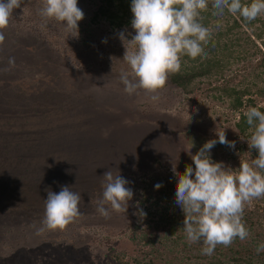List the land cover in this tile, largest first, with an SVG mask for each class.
Returning <instances> with one entry per match:
<instances>
[{"label":"trees","instance_id":"16d2710c","mask_svg":"<svg viewBox=\"0 0 264 264\" xmlns=\"http://www.w3.org/2000/svg\"><path fill=\"white\" fill-rule=\"evenodd\" d=\"M10 3L15 4L0 0V10ZM261 3L51 0L56 10L47 17L54 21L50 30L45 27L43 37L27 42L35 52L50 48L46 35L57 42L62 35L48 32L62 23L73 35L80 25H104L108 30L151 27L166 43L181 36L150 61L126 60L124 72L119 62L126 56L113 39L111 47L101 49L102 60L88 57V63L74 64L95 70V76L73 78L104 100L105 114L91 116L87 136L56 127L49 114L55 112L51 100L58 92L50 86L31 88L43 81L33 65L35 56L19 54L26 44L18 45V39L28 36L19 34L17 25H6L0 14V115H8L0 116V264L4 259L41 264L24 257L33 236L30 225L48 223L47 215L57 219L58 211L75 208L90 195L101 196L116 176L126 173L135 180L126 185L130 190H122V200L130 194L131 203L117 209L98 205L100 213L92 212L96 222L123 234L129 230V251L116 253L112 264H264V108L254 99L264 98V20L256 10ZM50 56L53 65L66 67L62 60L68 57ZM105 72L111 78L101 75ZM8 83L16 88L13 98L21 101L32 90L42 92V98L7 109L13 87ZM180 96L224 103L237 114L230 133L245 140V146L226 152L205 131L191 134L177 117L158 113L170 104L160 98ZM128 100L132 107L122 112ZM114 109L126 116L111 115ZM146 112L158 116L142 115ZM84 150L88 166L80 164ZM174 165H180L178 170ZM195 167L209 171L207 177L193 172Z\"/></svg>","mask_w":264,"mask_h":264},{"label":"rangeland","instance_id":"374dc122","mask_svg":"<svg viewBox=\"0 0 264 264\" xmlns=\"http://www.w3.org/2000/svg\"><path fill=\"white\" fill-rule=\"evenodd\" d=\"M12 1L15 3L14 5L12 3L7 4L0 10L1 19L6 21V25H17L18 30H20V32H17L28 36H20L22 38L18 39L17 44L26 45L23 46V49L20 48L19 50L18 48V51L19 54L24 57L28 55L35 56L36 59H34L33 65L36 71L40 72L39 77L43 81L32 85L31 88H45L46 86L56 88L55 91L58 92V95L54 96L51 100V105L54 107L55 112H52L49 116L55 121L58 129L61 127L75 128L73 129L75 130L74 135L87 136L88 130L90 129L89 120L91 116H103V114H105L102 96L99 97L95 91L89 88L90 86L88 87V84L76 83L73 78L74 75L84 78L95 76V70H86V66H83L85 68L77 69L74 67V64L78 65L85 60L86 63H88L91 59H86L88 57H93L97 59V61L102 60L103 55H101V49L105 50L106 47H111L109 44L113 42L111 40L113 39L114 43L117 42L118 47L121 48L126 56L123 61L119 62V69L124 72V70L127 69L124 63L126 60L134 58L135 61L137 59L142 61L145 60L146 62L150 61L155 55L159 56L158 51L163 50L170 43L173 45L178 44L181 39V36H178L174 42L166 43L164 36L154 32L151 27L146 29L125 27L119 30H108L104 25H97L95 27L80 25L79 28L73 31V35L70 32L72 28H70L68 24L62 23V28L58 27L55 32L53 29L51 33L50 31L48 32L51 36L62 35L57 42L54 38L52 41L51 37L46 35V43L51 45L50 48L48 47L47 50V47H45L44 51L35 52V45L32 47L27 42L31 40L32 36L43 37V35H45V27L50 30L54 21H47V17H53L50 11H55L56 9H54V6L51 4V0ZM70 8H72V6H69V9ZM256 10L259 13L258 18L264 20V3L259 4ZM55 14L57 15L58 12ZM261 29L264 30V25ZM69 32L72 35H67ZM107 38H109V42L107 45H104V40L106 41ZM54 41L57 43L56 45L53 44ZM259 45L260 44H258V46ZM81 47L83 48L80 49ZM46 50H50V55L53 54L55 57L58 54L68 57L62 60L65 64L67 63L66 67L62 68V66L60 67L56 63L53 65L51 63L52 57ZM101 75L111 78V72H105ZM26 87L28 86L26 85ZM7 88L10 87L7 86ZM20 88L24 87L20 86L19 89ZM13 89L16 88L13 86L10 90L12 102H10L7 107V109L10 110L12 108L16 109L14 106H19L20 104L26 105L24 99L27 102L28 100H40L42 98V92L32 90L33 95H31V91H26L24 92V99L20 101L19 97L13 98ZM204 90L205 88L202 91ZM197 93L200 94L201 91L197 90ZM54 94L57 93L54 92ZM134 95H138V93ZM163 98H160L159 101L163 103L164 101H169L170 104L166 108L167 110L160 109L157 110L158 113H165L168 116L177 117L181 123H185L187 132L189 131L191 134L200 136L201 133L197 132L205 131L204 133L208 135L212 144L222 145V149H225L226 152H231L241 146H245V140L230 133L237 114L228 111L224 103L220 104L214 100L212 101L211 99L199 96H189L186 98L180 96L176 99ZM254 99L258 106L264 108V98ZM3 105L4 103H1L0 108H2ZM128 106L132 107V101L129 102L128 100V102L122 103V112L126 110L125 108H128ZM114 110L115 111L111 115L126 116L123 115L119 109ZM158 113L146 112L142 115L158 116ZM0 116L8 115L3 113ZM41 116H44V114ZM82 120L81 126L79 122ZM61 133L69 134L66 129H61ZM118 134H120V132ZM136 135H132V137L135 139ZM139 137L143 138L141 135H139ZM176 140V137L171 139V141L174 142ZM84 152L85 153L81 157L83 161L80 160V164L86 165V150H84ZM101 164L102 162H99L100 166ZM179 167L180 165L173 166L176 170H178ZM184 167L185 165L182 164L181 168ZM86 170L87 169H84L85 173H87ZM193 172L199 175L204 174L205 177H207L209 171L205 172V168L203 167H195ZM70 173H72V171H70ZM115 180L116 183L109 184L110 187L103 190L104 193H102L101 196L90 195L88 199L84 201L81 200L79 203L75 204V208L70 207L58 211L57 219L54 218V216L47 215L45 218H48V223H42L38 220L37 225H30L31 228L29 229L33 230V232H31L33 236L29 240V243L25 245L26 254L24 257L28 258L31 256L32 261L36 260L41 264H112L110 259H117L116 253L123 252V250L128 252L129 230L127 234L119 233L120 229L107 226V224H102L101 222H96L92 217V212H96L97 214L100 213L94 206L99 205L100 209L102 206L109 205L107 208L117 209L120 204L124 206L125 202L128 204L131 203L128 201L130 194L127 195L128 198L126 201L122 200L125 197H123L124 194L122 190H130L126 185L135 180V178L126 173L121 178L120 176H116ZM115 204H117V207ZM112 215L115 214L111 213L110 216ZM44 226H46L47 230L45 232L42 231ZM56 228L59 229H57L55 233L54 231ZM87 250H91L90 253ZM120 257L119 255V258ZM123 258H126V255H123ZM13 262V264H16L14 259ZM3 263L9 264L10 262L4 259Z\"/></svg>","mask_w":264,"mask_h":264}]
</instances>
